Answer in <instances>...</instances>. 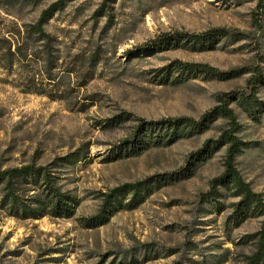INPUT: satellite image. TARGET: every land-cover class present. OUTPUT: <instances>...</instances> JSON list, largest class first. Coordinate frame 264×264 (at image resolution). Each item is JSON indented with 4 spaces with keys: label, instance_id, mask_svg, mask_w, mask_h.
<instances>
[{
    "label": "rangeland",
    "instance_id": "obj_1",
    "mask_svg": "<svg viewBox=\"0 0 264 264\" xmlns=\"http://www.w3.org/2000/svg\"><path fill=\"white\" fill-rule=\"evenodd\" d=\"M56 2L0 0V22H35ZM219 28L247 38L215 39L213 47L204 49L148 48L164 33ZM46 31L59 40L67 68L77 53L87 57L97 51L100 63L94 78L68 102L24 93L0 70V168L34 158L46 165L80 150L82 162L61 170L64 189L80 204L70 220H17L0 211V264H117L118 257L131 255L141 244H153L161 255L148 261L138 257L137 264H218L215 256L224 250L229 254L220 264H243L252 244L242 239L259 229L261 219L228 225V206L235 199L223 192L219 201L225 209L218 211L203 198L211 181L223 173L225 148L190 179L160 185L135 209L118 211L106 224L87 229L81 220L97 214L99 194L172 173L207 140L219 136L223 120L202 135L138 156L117 149L131 136L137 120H199L216 105L218 95L244 90L253 70L264 74V0H65ZM175 61L208 66L214 77L176 72L167 76L163 68ZM241 69L250 73L229 80L216 77ZM257 97L264 102V86L258 87ZM82 103L88 107L80 111ZM231 108L241 126L238 137L250 143L236 157V168L264 199V113L257 119L235 103ZM122 112L130 121L105 127L106 119ZM168 249L176 253L162 255Z\"/></svg>",
    "mask_w": 264,
    "mask_h": 264
},
{
    "label": "trees",
    "instance_id": "obj_2",
    "mask_svg": "<svg viewBox=\"0 0 264 264\" xmlns=\"http://www.w3.org/2000/svg\"><path fill=\"white\" fill-rule=\"evenodd\" d=\"M64 1L59 0L43 10L35 22L22 24L11 22L8 26L0 22V70L4 72L7 79H11L12 85L24 93L60 102H68L76 97L78 89L94 78V70L100 63L97 51L87 57L82 53L74 54L69 64L70 68H67L66 63L63 62L60 42L46 31V27L61 10ZM258 28L260 29L261 26ZM222 38L241 41L247 36L224 28L211 29L202 33L176 31L157 36L149 43L148 48L175 50L198 47V49H204L213 47V41ZM163 70H168L167 76L176 72L188 76L204 73L214 77V71L208 66L178 61ZM248 73H250L248 69L232 70L217 73L216 77L229 80ZM74 76L75 82H72L71 79ZM79 78L80 81L83 80L82 85L77 82ZM246 85L247 87L240 92L233 91L218 95L216 105L199 120L189 118L137 120L131 136L117 145L119 151L132 156L141 155L152 148L168 147L181 139L202 135L218 120H223L225 125L216 139L207 140L200 149L191 153L185 166L180 169L137 183L125 184L108 193L99 194L101 199L99 211L91 218L82 219V225L87 229H93L106 224L120 210L135 209L144 202L153 189L160 185L190 179L199 166L225 148L223 173L211 181L209 190L203 198L205 201L212 202L218 211L225 209L219 201L224 196L223 192L226 197L235 199L228 206L231 209L226 222L228 225L238 227L249 219H261L259 229L242 239L252 244V251L243 256V264H264V199L251 189L236 168V157L249 147L250 143L243 142L238 137L241 126L231 108V104L235 103L248 115L256 116L257 119L262 115L261 113H264V102L257 97L258 87L264 86V74L259 68L253 70V76L247 80ZM87 107L85 103H82L80 111ZM128 121H130L129 115L122 112L106 119L105 127H120ZM82 155L78 150L63 157H57L46 165H38L34 158L27 164L0 168V211L17 220H40L45 217L72 219L80 200L71 191L64 189L61 170L82 162L85 158ZM127 199L128 202H125ZM132 250L131 255H122L115 262L137 264L138 257L148 261L157 259L161 255L153 244H141ZM175 251V249H168L162 252V255H174ZM227 254L229 250L216 255L217 263L226 262Z\"/></svg>",
    "mask_w": 264,
    "mask_h": 264
}]
</instances>
